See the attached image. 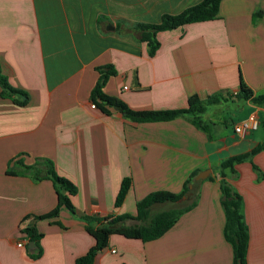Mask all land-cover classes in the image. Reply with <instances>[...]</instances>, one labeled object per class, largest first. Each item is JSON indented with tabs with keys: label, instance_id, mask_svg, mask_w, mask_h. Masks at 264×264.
<instances>
[{
	"label": "crops",
	"instance_id": "0c3cea01",
	"mask_svg": "<svg viewBox=\"0 0 264 264\" xmlns=\"http://www.w3.org/2000/svg\"><path fill=\"white\" fill-rule=\"evenodd\" d=\"M201 1L0 0V74L28 96L25 106L0 96V264H74L95 244L77 217L134 216L147 194H178L205 170L195 205L165 234L145 243L111 235L94 264H232L220 164L264 137L244 144L252 133L242 140L224 128L230 116L238 118L233 125L264 118L263 105L236 96L241 80L254 96L264 94V0H222L214 20L157 32L152 56L136 28ZM103 67L114 71L103 94L132 111L185 109L193 95L216 97L203 114L209 130L184 117L134 123L115 109H92ZM39 159L76 187L70 201L77 217L62 209L57 218L33 219L57 203L51 181L21 175ZM233 170L223 179L242 198L246 264H264V150ZM124 178L131 186L115 208ZM29 224L42 234L37 258L21 233Z\"/></svg>",
	"mask_w": 264,
	"mask_h": 264
},
{
	"label": "trees",
	"instance_id": "16d2710c",
	"mask_svg": "<svg viewBox=\"0 0 264 264\" xmlns=\"http://www.w3.org/2000/svg\"><path fill=\"white\" fill-rule=\"evenodd\" d=\"M222 0H202L200 3L191 6L176 15L164 14L160 18L158 24L137 25L136 28L140 31V41L146 42L150 48L149 55L152 56L158 48V43L155 39V34L160 31H171L179 29L189 24L201 23L214 20L217 17L219 4ZM260 16V13H255L253 19ZM100 76L92 90L91 101L101 113L109 115V108L117 110L125 118L134 123H154V122H169L178 117H184L196 129L208 131L209 127L203 120V114L208 105L217 103L219 100L216 97L210 98L207 101H201L196 95H193L187 100V107L179 110L166 111H132L123 102L117 98L109 97L102 92V87L108 77L114 75L108 67L98 68ZM0 96L10 99L17 106H25L28 102V96L24 92L12 88L4 76L0 74ZM237 98L248 100L257 106H264V94L254 96L252 91L240 81L239 92ZM264 127V118L261 121ZM264 150V141L262 144L256 145L250 152L230 157L220 164L221 171V206L224 212V228L223 236L227 243L232 248V264H246V254L248 245V231L243 221L241 214L242 198L238 193L224 181L223 171L229 169L234 173L233 166L244 162L252 155ZM23 176H29L37 180L51 181L53 188L57 194V203L55 207L46 214L36 216V220H50L57 218L62 209L67 210L72 215L76 216V211L70 201V197L77 193L76 187L67 179L58 176L53 169V164L50 160L39 159L32 166H22ZM197 173H192L184 182L182 190L178 194H173L166 191H156L147 194L142 200L136 204V213L131 215L107 216L99 217L79 216L81 221L85 223V231L94 239L95 244L84 254L76 259L74 264H94L96 255L107 247L109 237L111 235H119L127 239L139 240L143 243L156 240L165 234L177 221L183 213L189 211L196 202L197 194L193 178ZM131 186L130 178H124L120 184L118 193L115 198L114 206L118 208L123 202L127 191ZM190 187V188H189ZM187 196L185 204L181 207H172L154 214H151V207L155 204H176L181 198ZM21 233L27 238L28 242L35 244L33 251L36 255H31L32 258H37L40 255L39 241L42 238L34 224H29L21 229Z\"/></svg>",
	"mask_w": 264,
	"mask_h": 264
},
{
	"label": "rangeland",
	"instance_id": "374dc122",
	"mask_svg": "<svg viewBox=\"0 0 264 264\" xmlns=\"http://www.w3.org/2000/svg\"><path fill=\"white\" fill-rule=\"evenodd\" d=\"M224 109V108H223ZM226 110L224 109L223 110V112H225ZM227 119V123L225 124V131H227L226 133L228 134V135H230V133H232V134H234L235 136H237V138L239 139V136L238 135H236L235 133H234V131H233V127H234V125L233 124H235V123H237L238 122V118H234V117H227L226 118ZM240 119H243L242 117H240ZM241 123V122H240ZM252 134H253V136L251 137V139H248V140H246L245 142H244V144L245 143H247V142H258L259 141V139H263V137H264V127L261 125V121H259V123H258V127H257V129L256 130H254V131H252L251 132ZM250 133V134H251ZM249 134V135H250ZM248 135V136H249ZM247 138V137H246ZM245 138V139H246ZM229 140H231L230 138H229ZM242 140H244V139H242ZM232 141V140H231ZM201 184V181L200 182H197V183H195V188H196V193L198 192V189H199V185ZM185 201H181V202H178L176 205L177 206H175V205H172V204H169V203H166V205H162V206H160L159 208H156V209H153V210H151V214H154V213H157V212H160V211H163V210H165V209H167V207H165V206H168L169 208L171 207H181V206H183L185 203H184Z\"/></svg>",
	"mask_w": 264,
	"mask_h": 264
},
{
	"label": "built area",
	"instance_id": "2783aa9c",
	"mask_svg": "<svg viewBox=\"0 0 264 264\" xmlns=\"http://www.w3.org/2000/svg\"><path fill=\"white\" fill-rule=\"evenodd\" d=\"M126 89V88H124ZM92 109H95V105L91 104ZM259 120L257 118H251L244 122L234 125L233 131L240 139H245L252 131L256 130L258 127ZM18 247H21V244H17ZM114 253V251H112Z\"/></svg>",
	"mask_w": 264,
	"mask_h": 264
},
{
	"label": "water",
	"instance_id": "95a60500",
	"mask_svg": "<svg viewBox=\"0 0 264 264\" xmlns=\"http://www.w3.org/2000/svg\"><path fill=\"white\" fill-rule=\"evenodd\" d=\"M209 173H210V170H205V171L200 172L199 174H197L193 178L194 182H198L200 180H204L205 178H207V176L209 175ZM186 199H187V196H184V197L181 198L180 202L181 201H185ZM34 246H35V244L33 242H28L27 243V249H32Z\"/></svg>",
	"mask_w": 264,
	"mask_h": 264
}]
</instances>
